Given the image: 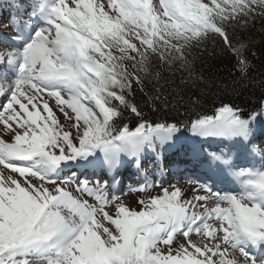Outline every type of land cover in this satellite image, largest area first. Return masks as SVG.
<instances>
[{
	"label": "snow or ice",
	"instance_id": "6c2138e0",
	"mask_svg": "<svg viewBox=\"0 0 264 264\" xmlns=\"http://www.w3.org/2000/svg\"><path fill=\"white\" fill-rule=\"evenodd\" d=\"M9 7L13 33L0 40V264H237L229 258L236 250L243 264H264V143H253L264 100L247 116L224 103L169 121L146 118L133 99L151 56L186 68V49L211 34L246 74V46H233L225 25L264 17V0H10ZM212 141L228 142V151L205 155ZM168 149L187 155L194 173L204 169L188 181L197 185L191 199L142 167L151 154L163 177ZM241 155L262 163L241 166ZM127 163L144 181L129 191L160 189L138 209L115 191ZM225 182L235 187L223 190Z\"/></svg>",
	"mask_w": 264,
	"mask_h": 264
},
{
	"label": "trees",
	"instance_id": "16d2710c",
	"mask_svg": "<svg viewBox=\"0 0 264 264\" xmlns=\"http://www.w3.org/2000/svg\"><path fill=\"white\" fill-rule=\"evenodd\" d=\"M225 30L233 46H246L244 51L249 60L246 74L238 70L234 54L217 34L186 49L189 52L186 68H170L158 55L151 56L148 72H141L142 86H134L133 97L146 118L183 120L193 111L210 114L224 103L242 109L245 116L259 109L264 100V17L257 15L246 25L240 21L227 23ZM136 122L134 114L125 115V123L130 127ZM261 124L264 118L257 128Z\"/></svg>",
	"mask_w": 264,
	"mask_h": 264
},
{
	"label": "rangeland",
	"instance_id": "374dc122",
	"mask_svg": "<svg viewBox=\"0 0 264 264\" xmlns=\"http://www.w3.org/2000/svg\"><path fill=\"white\" fill-rule=\"evenodd\" d=\"M104 2L106 3L107 0H104ZM153 2L154 3H157L158 0H153ZM0 20L5 22L4 16H1L0 15ZM2 27L3 26L0 25V30H1ZM2 38H4V37H3V35L0 34V40H2ZM2 46L3 45H0V47H2ZM45 98L48 99V102H49L50 106L53 108V111L56 113V115H57L58 119L60 120V122L62 124H66L65 119H64V116L58 111V109L55 106V101L52 100V99H50V98H47V97H45ZM0 128H2V125H0ZM5 138L7 139V137H5ZM208 150L209 149H206V151H208ZM205 155H206V152H205ZM150 166H151V164H148V167L149 168H150ZM0 168H2V166H0ZM8 174H9V170H5L4 171V175H8ZM13 175H15V174H13ZM179 176H180V174L179 173H176V176H173L172 177V178H174V181L171 184H175L176 186H178V187L181 188L182 192L184 193V198L185 199H191L192 196L196 194V193H194L192 191V189L195 188V187H197V185L194 184V183L186 182V179L185 178H180ZM159 191H160L159 188L153 187V188L149 189V191H148L147 194L141 193V192H134V191H132V192L122 193L119 196L124 201V203L126 205H128L131 208L138 209L140 207V205L137 203L138 200H140V199H146L147 196L157 195L159 193ZM203 194H204L203 192H200V195H203ZM85 198H88V197H85ZM88 199H89V202L91 203L92 202L91 201V198H88ZM192 239L193 240H199V237H197L196 235H193L192 236ZM181 241H183V237L182 236L177 237V242H181ZM163 247H165V246H162V248ZM229 258L235 259L236 261L239 260L238 261L239 262L238 264H243V259L244 258H243V256L241 255V253L238 250L237 251H230ZM237 258H238V260H237Z\"/></svg>",
	"mask_w": 264,
	"mask_h": 264
},
{
	"label": "bare ground",
	"instance_id": "6f19581e",
	"mask_svg": "<svg viewBox=\"0 0 264 264\" xmlns=\"http://www.w3.org/2000/svg\"><path fill=\"white\" fill-rule=\"evenodd\" d=\"M192 174H194V173H190V175H192ZM199 194H200V193H199ZM236 251H237V250H236ZM234 253H235V252H234ZM239 255H240V254H239ZM230 259H231V258H230ZM237 260H238V258H237ZM238 261H239V260H238ZM238 261H237V264L239 263ZM241 263H242V262H241Z\"/></svg>",
	"mask_w": 264,
	"mask_h": 264
}]
</instances>
